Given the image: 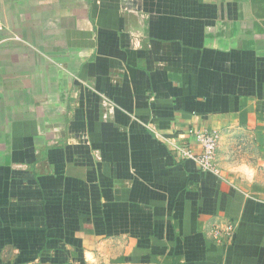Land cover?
Returning <instances> with one entry per match:
<instances>
[{"label":"crops","instance_id":"crops-1","mask_svg":"<svg viewBox=\"0 0 264 264\" xmlns=\"http://www.w3.org/2000/svg\"><path fill=\"white\" fill-rule=\"evenodd\" d=\"M204 129L220 176L165 141ZM77 230L264 264V0H0V264Z\"/></svg>","mask_w":264,"mask_h":264},{"label":"rangeland","instance_id":"rangeland-1","mask_svg":"<svg viewBox=\"0 0 264 264\" xmlns=\"http://www.w3.org/2000/svg\"><path fill=\"white\" fill-rule=\"evenodd\" d=\"M245 150L249 152V146H245ZM225 223L227 222L217 224L225 226ZM76 232L75 235L68 237L63 251L41 249L38 254L34 252L30 257L17 255L18 260L13 256L12 264H174V260L169 257L138 255L128 238L102 237L99 234L97 236L88 233L78 236V230ZM222 241L217 244L230 243ZM11 257V253L8 252L5 260H10L13 258Z\"/></svg>","mask_w":264,"mask_h":264},{"label":"built area","instance_id":"built-area-1","mask_svg":"<svg viewBox=\"0 0 264 264\" xmlns=\"http://www.w3.org/2000/svg\"><path fill=\"white\" fill-rule=\"evenodd\" d=\"M200 148L194 151L192 147L181 141L165 140L169 144L170 151L180 161H191L200 172H209L220 176L221 172L216 164V150L218 146V134L211 130H201L197 134ZM236 224L228 221L225 226L217 223L213 224L210 229V238L213 242H230L234 241ZM232 241V242H231ZM229 243V244H230ZM225 244V243H223Z\"/></svg>","mask_w":264,"mask_h":264},{"label":"trees","instance_id":"trees-1","mask_svg":"<svg viewBox=\"0 0 264 264\" xmlns=\"http://www.w3.org/2000/svg\"><path fill=\"white\" fill-rule=\"evenodd\" d=\"M236 231H237V230H235L234 241H233L230 245H233L234 242L236 241V240H235V239H236ZM150 237H151V236H142V237H141V243H143L146 247H150V246H149V244H150ZM8 240H9V237H7V236H0V248H1V246L4 245L5 242H7ZM45 248H48L47 245H46V243L40 245V249H45ZM49 248H51V247H49ZM156 254H157L156 252L151 251V252H149V253H146V255H144V257H145V256H148V255H156Z\"/></svg>","mask_w":264,"mask_h":264}]
</instances>
